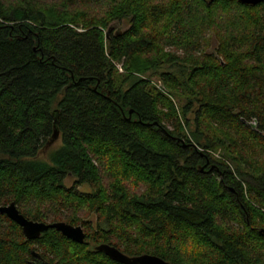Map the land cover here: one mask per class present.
<instances>
[{
	"label": "trees",
	"instance_id": "obj_1",
	"mask_svg": "<svg viewBox=\"0 0 264 264\" xmlns=\"http://www.w3.org/2000/svg\"><path fill=\"white\" fill-rule=\"evenodd\" d=\"M11 202L86 239L0 213V264H264V1L0 0Z\"/></svg>",
	"mask_w": 264,
	"mask_h": 264
},
{
	"label": "water",
	"instance_id": "obj_2",
	"mask_svg": "<svg viewBox=\"0 0 264 264\" xmlns=\"http://www.w3.org/2000/svg\"><path fill=\"white\" fill-rule=\"evenodd\" d=\"M239 1L243 4L256 5L263 2L264 0ZM58 135L59 132L57 129H55L53 140H56ZM0 213L6 214L10 219L18 223L27 239H38L43 232L52 228L60 231L64 236L78 243H84L86 239V233L81 225H74L67 221L44 222L29 219L20 212L15 202H11L7 205L0 204ZM95 249L97 251L104 252L112 260L122 264H172L171 262L155 254L144 253L140 255H128L121 251L118 247L108 243L98 244L95 246ZM34 254L39 256L37 252H34Z\"/></svg>",
	"mask_w": 264,
	"mask_h": 264
},
{
	"label": "rangeland",
	"instance_id": "obj_3",
	"mask_svg": "<svg viewBox=\"0 0 264 264\" xmlns=\"http://www.w3.org/2000/svg\"><path fill=\"white\" fill-rule=\"evenodd\" d=\"M151 81L162 92H164L165 94H168L169 95V90L164 86V84L162 83V81L160 79L151 78ZM191 128L193 129V127H191ZM54 143L55 144H51L50 145V148H56V147H58L60 145V139L57 138ZM215 157L216 158H221L220 153H215ZM74 180H75L74 178H67L65 182H66L67 186H71V185H73ZM79 189H81L82 191H90L91 190V187L88 184H84V185L79 186ZM90 218L91 219H95L96 216L93 215Z\"/></svg>",
	"mask_w": 264,
	"mask_h": 264
},
{
	"label": "flooded vegetation",
	"instance_id": "obj_4",
	"mask_svg": "<svg viewBox=\"0 0 264 264\" xmlns=\"http://www.w3.org/2000/svg\"><path fill=\"white\" fill-rule=\"evenodd\" d=\"M37 257H39V256H37Z\"/></svg>",
	"mask_w": 264,
	"mask_h": 264
}]
</instances>
